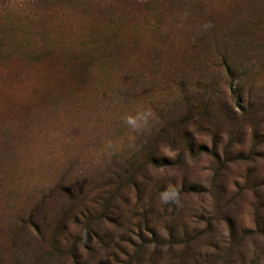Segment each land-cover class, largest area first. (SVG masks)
<instances>
[{"label":"rangeland","instance_id":"1","mask_svg":"<svg viewBox=\"0 0 264 264\" xmlns=\"http://www.w3.org/2000/svg\"><path fill=\"white\" fill-rule=\"evenodd\" d=\"M43 67L67 87L0 122V264H264V0H0V73ZM179 81L215 89L192 152Z\"/></svg>","mask_w":264,"mask_h":264},{"label":"trees","instance_id":"2","mask_svg":"<svg viewBox=\"0 0 264 264\" xmlns=\"http://www.w3.org/2000/svg\"><path fill=\"white\" fill-rule=\"evenodd\" d=\"M226 67V78L231 81L234 78L239 79L241 75L237 74L229 65L224 64ZM59 71L56 69H49L47 67L37 68L30 72H23L18 74H1L0 73V122L7 118H13L18 116L25 110V108L35 107L43 102L45 99L53 98L60 94L66 87L67 83L60 82ZM179 85V98L173 102L170 112H172V117L168 122L167 129L172 132L175 136H172L171 144L169 145H179L180 143L185 144L186 150L192 152L193 144L195 142V136H192V132L189 131V127L196 128V130H200L201 124L200 120L195 119V115H199L196 111L200 108H207L205 106L207 103L211 104V100L206 98V95H215L214 86H210L212 92L200 93L194 92L190 93L186 91L187 85L183 83V81L178 82ZM218 93V92H217ZM220 94V92H219ZM218 94V95H219ZM204 104V105H203ZM202 105V106H201ZM201 106V107H200ZM230 111L226 112V117L229 119H234L235 116L230 113ZM204 114V113H203ZM178 115V117H177ZM167 130H164L165 132ZM191 132V134H190ZM241 134L244 133V128L241 127ZM164 134V133H162ZM177 135V136H176ZM181 135V136H179ZM160 140L169 139V136H158ZM222 136H216L214 139V150H216ZM241 137L236 136V133L230 132V141L228 145L232 146L235 142L241 141ZM256 132L253 133V140L257 138ZM227 145V146H228ZM256 148V144L253 146ZM147 151H154V148L144 149L143 150V161L149 163L155 168H158L155 165H158L157 161H161L167 163V161L157 160V156L153 154H149ZM226 152V146H225ZM216 155V154H214ZM26 158V155H16L15 159L9 162V167L13 169L12 172H19V168H22L23 159ZM218 158V156H217ZM219 160V158H218ZM11 171V170H9ZM128 172L126 175L130 174ZM119 179V176L116 178ZM134 179V176H129V182ZM116 181V180H114ZM115 192L112 195L109 193L108 201H112L114 199ZM143 201V200H142ZM140 209L138 216L142 219L146 228L149 226L150 216L157 212V210H153L148 204L145 202L139 205ZM163 213L168 215V211L166 208H162ZM153 233V232H152ZM142 240V243L146 245V242L143 241V238L138 236Z\"/></svg>","mask_w":264,"mask_h":264},{"label":"clouds","instance_id":"3","mask_svg":"<svg viewBox=\"0 0 264 264\" xmlns=\"http://www.w3.org/2000/svg\"><path fill=\"white\" fill-rule=\"evenodd\" d=\"M139 120H143L146 122L147 121V114H140L139 116H136V117L128 116L126 118L127 124H129L133 128L139 127V123H138ZM175 195H176L175 192H172V193L164 192V193H162V199L168 200L170 197L175 196Z\"/></svg>","mask_w":264,"mask_h":264},{"label":"bare ground","instance_id":"4","mask_svg":"<svg viewBox=\"0 0 264 264\" xmlns=\"http://www.w3.org/2000/svg\"><path fill=\"white\" fill-rule=\"evenodd\" d=\"M1 93V92H0Z\"/></svg>","mask_w":264,"mask_h":264}]
</instances>
